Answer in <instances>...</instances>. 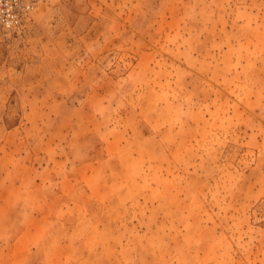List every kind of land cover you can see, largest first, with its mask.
<instances>
[{"label": "rangeland", "instance_id": "rangeland-1", "mask_svg": "<svg viewBox=\"0 0 264 264\" xmlns=\"http://www.w3.org/2000/svg\"><path fill=\"white\" fill-rule=\"evenodd\" d=\"M0 264H264V0L0 28Z\"/></svg>", "mask_w": 264, "mask_h": 264}, {"label": "built area", "instance_id": "built-area-1", "mask_svg": "<svg viewBox=\"0 0 264 264\" xmlns=\"http://www.w3.org/2000/svg\"><path fill=\"white\" fill-rule=\"evenodd\" d=\"M38 0H0V28L13 32L22 28Z\"/></svg>", "mask_w": 264, "mask_h": 264}, {"label": "crops", "instance_id": "crops-1", "mask_svg": "<svg viewBox=\"0 0 264 264\" xmlns=\"http://www.w3.org/2000/svg\"><path fill=\"white\" fill-rule=\"evenodd\" d=\"M42 157L45 158V155H42ZM91 169H92V168H91ZM91 174H93V169H92V172H91V173H90L89 171L84 172L83 169L80 170V175H81L84 179H88V178L91 176ZM59 182L61 183V186H65V185H67V184H70L69 178H68V177H65V176L60 177V178H59ZM88 185H89V189H90L91 191H94V188L90 185V183H88Z\"/></svg>", "mask_w": 264, "mask_h": 264}]
</instances>
